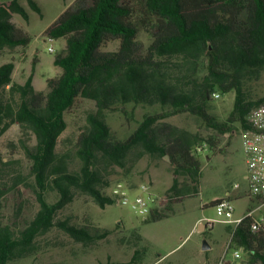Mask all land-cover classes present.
Here are the masks:
<instances>
[{"label":"trees","instance_id":"16d2710c","mask_svg":"<svg viewBox=\"0 0 264 264\" xmlns=\"http://www.w3.org/2000/svg\"><path fill=\"white\" fill-rule=\"evenodd\" d=\"M27 2L41 14L33 0ZM14 15L28 20L19 0L0 1V57L4 49L30 44L28 33L12 21ZM141 31L151 38L145 48L138 40ZM44 35L64 41L53 59L61 73L47 80L45 91L33 87L32 74L23 84L14 83V63L0 64V137L17 124L29 162L26 176L18 160L5 161L0 155V264L37 255L39 240L53 229L84 248L107 239L111 230L57 216L80 195L102 209L113 205L102 187L108 185L111 168L123 167L129 158L169 157L172 184L148 214L153 222L168 218L175 204L199 193L203 162L193 149L202 140L163 120L189 113L223 135L235 124L248 129V114L264 101L246 89L264 74V0H75ZM115 41V50L103 49ZM231 91L233 109L220 122L207 103L214 93ZM78 98L93 101L95 111L87 115L88 127L74 145L78 168L73 169L67 156L57 154V145L67 127L65 114ZM128 104L163 110L144 115L119 140L105 114L117 109L124 113ZM21 186L32 191L39 209L27 217L18 203L7 220L3 201L10 193L19 194ZM47 192L57 193L58 199L48 203ZM251 223L245 217L229 229V249L241 250L245 264H264V229L252 232ZM139 256L137 249L132 261Z\"/></svg>","mask_w":264,"mask_h":264},{"label":"rangeland","instance_id":"374dc122","mask_svg":"<svg viewBox=\"0 0 264 264\" xmlns=\"http://www.w3.org/2000/svg\"><path fill=\"white\" fill-rule=\"evenodd\" d=\"M33 1L40 8L41 14L33 11L27 0H19L28 20H23L19 15H14L12 19L16 26L21 27L31 37L30 44L27 47L4 49L0 64L14 63V83L23 84L32 74L33 87L37 91H45L47 80L61 73V69L53 65V59L55 53L64 47V41L47 39L44 32L75 0ZM150 39V34L144 31L138 35V40L144 48L148 46ZM117 46L115 41L103 49L112 51ZM49 48H52L53 52H50ZM246 89L254 99L263 98L264 74L258 81L250 82ZM234 100V91L219 94V98L207 103V109L222 122L232 111ZM124 110V113L117 109L105 114L107 124L119 140H125L136 129L144 115L159 113L163 109L158 105L128 104ZM94 111L93 101L78 98L65 114L67 127L59 138L57 154L67 156L73 169L78 168L74 145L79 134L88 127L87 115ZM163 121L197 135L202 140L193 149H203L200 153L196 151L203 162L198 195L175 204L172 214L160 221L153 222L149 215L136 213L131 203L136 195H144L141 185L148 186L152 194L162 197L171 186L173 177L170 163L165 158L152 160L144 156L137 161L129 158L123 167L111 168L107 178L108 185L102 187V192L115 200L113 205L102 209L90 197L80 195L57 216L58 219L69 218L74 224L111 230L112 233L107 239L99 241L94 247L84 248L62 232L53 229L39 240L42 250L37 255L8 264H245L247 257L241 250L240 258L235 259L234 250L228 249L231 233L225 224L214 223L203 233L199 232V225H195L199 219L217 218L214 207L203 205L210 197L225 195L227 192L233 194L237 191L235 184L240 185L242 190L248 186L246 173L243 171L242 139L237 131L232 134L239 124H235L231 132L220 135L207 128L199 117L189 113L177 114ZM20 138L18 125H12L0 137V155L5 161L18 160L22 173L27 176L29 162L24 156ZM209 140L215 144L209 145ZM229 140L230 144L226 147ZM27 141L34 143L33 138L28 137ZM220 149L221 154L208 158L210 154H218ZM26 181L31 182L32 178L27 177ZM117 185L127 191L128 204L121 205L114 195ZM45 199L48 203H54L58 195L55 192H47ZM18 203L22 205L23 214L27 217H32L39 209L32 191L21 186L19 194L10 193L3 201L4 218L8 220L13 215ZM258 203V200L251 196L232 200L235 217L242 215L246 207H256ZM260 214H264V208L256 212V215ZM204 241L210 247L207 251L202 250ZM137 249L140 250V256L138 260L132 261Z\"/></svg>","mask_w":264,"mask_h":264},{"label":"built area","instance_id":"2783aa9c","mask_svg":"<svg viewBox=\"0 0 264 264\" xmlns=\"http://www.w3.org/2000/svg\"><path fill=\"white\" fill-rule=\"evenodd\" d=\"M53 52L52 48H49ZM213 98H219L218 93ZM248 129L241 130L242 148L247 166L246 181L248 185V196L258 200V205L252 208L245 217L252 219L251 231L257 232L264 229V214L256 215V212L264 208V101L254 107L247 116ZM198 147L197 151L202 152ZM144 195H136L131 203L132 209L140 215H148L152 208L158 207L161 197L152 194L149 187L141 185ZM127 191L117 185L114 195L121 205L128 204ZM216 219H205L206 225L211 228L214 223L237 226L245 217L234 219V206L229 197L220 199L214 207ZM229 249V245H228ZM235 259L240 258V251H234ZM223 260V259H222ZM221 260V261H222Z\"/></svg>","mask_w":264,"mask_h":264},{"label":"crops","instance_id":"0c3cea01","mask_svg":"<svg viewBox=\"0 0 264 264\" xmlns=\"http://www.w3.org/2000/svg\"><path fill=\"white\" fill-rule=\"evenodd\" d=\"M241 127H237L233 132H232V134L233 133H236V131H237V133L238 134H240V136H241ZM231 134V135H232ZM231 138H232V136L230 137V140H231ZM242 139V138H241ZM230 140L227 142V144H226V147L230 144ZM221 150V149H220ZM223 151V150H222ZM241 151H242V155H243V171L246 173V175H247V166H246V162H245V157H244V154H243V148H242V146H241ZM222 152H220V151H218V154H216V155H212V154H208L209 156H208V158L210 159V157L211 158H213V157H215V156H218L219 154H221ZM203 167V166H202ZM245 179H246V176H245ZM235 188H236V192H234L233 194L232 193H229V192H227L225 195H221V196H218V197H216V196H213V197H210L209 198V201L208 202H206V203H204L203 205H204V207H206V206H208L210 203H212V202H215V201H217V200H220V199H222V198H225V197H229V199L232 201V200H234V199H236V198H241V197H245V196H248V186H246V188L245 189H241V186L240 185H238V184H235ZM199 194V193H198ZM252 208H255V207H251V206H248V207H246L245 208V210L243 211V213H242V215H240V216H238V217H235V208H234V219H241V218H243V217H245V215L248 213V211L250 210V209H252ZM205 219H211V218H203V219H199V220H197L196 222H195V225H200V224H202V223H204L203 225H204V228H203V232H206L208 229H210L207 225H206V223H205ZM225 226H227V229L229 230L230 228H234V226L232 225H225ZM202 232V233H203Z\"/></svg>","mask_w":264,"mask_h":264},{"label":"water","instance_id":"95a60500","mask_svg":"<svg viewBox=\"0 0 264 264\" xmlns=\"http://www.w3.org/2000/svg\"><path fill=\"white\" fill-rule=\"evenodd\" d=\"M165 159L169 162V157L168 156H165ZM204 228V225L203 224H200L199 225V232H203L202 229ZM210 247L209 245L206 243V241L203 242V246H202V250L203 251H207L209 250Z\"/></svg>","mask_w":264,"mask_h":264}]
</instances>
